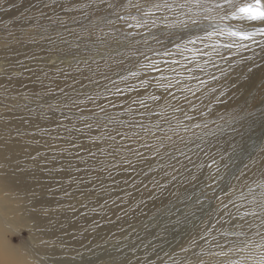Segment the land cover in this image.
Wrapping results in <instances>:
<instances>
[{"label":"rangeland","instance_id":"1","mask_svg":"<svg viewBox=\"0 0 264 264\" xmlns=\"http://www.w3.org/2000/svg\"><path fill=\"white\" fill-rule=\"evenodd\" d=\"M123 2L0 0V258L264 264V36L239 49L223 48L224 36L189 45L221 47L187 65L206 83L176 77L172 99L143 65L172 75L165 49L203 37L208 22L169 27L197 14L185 8L130 28L119 17L136 11ZM148 78L146 90L127 91Z\"/></svg>","mask_w":264,"mask_h":264},{"label":"snow or ice","instance_id":"2","mask_svg":"<svg viewBox=\"0 0 264 264\" xmlns=\"http://www.w3.org/2000/svg\"><path fill=\"white\" fill-rule=\"evenodd\" d=\"M112 7L111 4L108 5ZM122 7L126 9H135L136 15H130L129 17H119L120 19H131L135 21L134 24L128 25L130 28H142L149 25L150 16L155 12L161 10L164 11H173L174 9L180 10L179 15L184 16L185 12L183 9L187 8L189 12L193 8L197 9L196 15H188L187 20H177L174 21L169 27H199L201 23L208 22L207 27L211 28L210 31H205L204 36H196L194 39L190 38L186 42L182 41L181 43H175L173 47L176 51H171L165 49L163 56L170 58L163 61L164 65L168 68V71L172 75H164V71L161 67H158L159 61H152L149 64L143 65L145 68H151L152 72L159 73L154 78V86L157 89H162L165 93H168L172 96L171 89L174 87V84H180L181 79H176V77L186 78L195 80L197 84L203 86L206 81L199 79V77L191 75L193 69L188 67V64L193 63L198 56H210L213 52L218 53L219 48L221 47L220 41L214 40L211 45H205V47H211V52L202 51L200 49L190 48L189 45H193L196 41H203L204 39L212 40L214 37L224 36L230 42L222 45L225 49L244 48L243 41H251L253 44H256L255 39L256 35L264 36V28H256L254 31H248L242 24L236 27H232L224 23L225 20H238L241 22H262L264 23V2L262 0H183V2H177V0H157L150 4H141L140 0H126L122 3ZM215 14L213 15V13ZM151 27H156L155 20H151ZM131 35V33H129ZM155 39V37H153ZM157 43L162 41L156 40ZM185 53H191V56L185 55ZM176 57H179L177 59ZM209 61L205 60L204 64L207 65ZM196 68H200L203 71V68L199 63L195 65ZM177 68L180 70L177 71ZM188 73L187 77L184 76V73ZM130 77H138V72H130L128 74ZM215 77H213L214 79ZM122 80H126L127 77H121ZM153 78L140 80L138 84H132L127 86L128 92H133L138 88L147 89L149 86H152ZM187 92L191 93L192 89L185 86ZM117 93H120L118 88ZM139 95V93L137 92ZM162 96H157L154 94L149 95V99L154 102L162 99ZM172 99H176L175 96H172ZM143 105V100L140 101ZM173 111L181 112L182 108L177 107ZM105 112L103 107H100L98 115H101V119H106L111 122L110 118L106 115H102ZM186 119H191V117L185 116ZM86 127H91V125H86ZM186 127V126H185ZM199 127V125H195ZM264 211V209H262ZM247 215V214H246Z\"/></svg>","mask_w":264,"mask_h":264},{"label":"bare ground","instance_id":"3","mask_svg":"<svg viewBox=\"0 0 264 264\" xmlns=\"http://www.w3.org/2000/svg\"><path fill=\"white\" fill-rule=\"evenodd\" d=\"M158 66H159V65H158ZM144 72H145L146 74H148L147 76H150L152 73H154V72L151 71V68L145 70ZM154 74H155V73H154ZM154 74H153V75H154ZM154 233H156V232H154ZM157 233H160V234H161V233H162V230H161V229L158 230ZM160 238H161V237H158V240H159ZM4 263H5V260L0 258V264H4Z\"/></svg>","mask_w":264,"mask_h":264}]
</instances>
